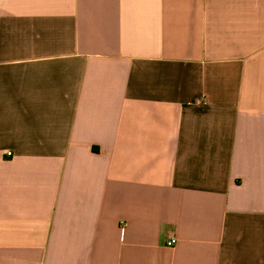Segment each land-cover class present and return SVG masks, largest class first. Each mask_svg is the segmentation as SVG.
<instances>
[{"label":"crops","instance_id":"0c3cea01","mask_svg":"<svg viewBox=\"0 0 264 264\" xmlns=\"http://www.w3.org/2000/svg\"><path fill=\"white\" fill-rule=\"evenodd\" d=\"M0 264H264V0H0Z\"/></svg>","mask_w":264,"mask_h":264},{"label":"built area","instance_id":"2783aa9c","mask_svg":"<svg viewBox=\"0 0 264 264\" xmlns=\"http://www.w3.org/2000/svg\"><path fill=\"white\" fill-rule=\"evenodd\" d=\"M8 154L9 155H11V152H8ZM125 226V225H124ZM122 227V230L124 231V229H125V227ZM176 242H177V238L176 237H174V236H172V237H170V239H169V241H168V245L169 246H174L175 244H176Z\"/></svg>","mask_w":264,"mask_h":264}]
</instances>
